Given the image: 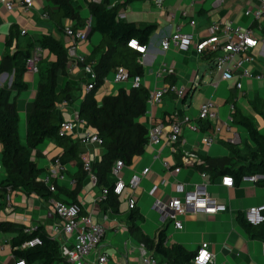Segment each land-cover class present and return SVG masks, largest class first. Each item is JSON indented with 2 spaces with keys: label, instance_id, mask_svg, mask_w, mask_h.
<instances>
[{
  "label": "crops",
  "instance_id": "obj_1",
  "mask_svg": "<svg viewBox=\"0 0 264 264\" xmlns=\"http://www.w3.org/2000/svg\"><path fill=\"white\" fill-rule=\"evenodd\" d=\"M17 1L15 0L10 9L0 4V64L5 55H11L17 49H30L31 54L37 53L38 67L46 62L55 61L56 56L48 49L42 48L39 40L50 37L66 48L68 39L62 26L74 22L71 19H60L56 13L57 5L53 0H33L32 5L25 11ZM88 1L71 0L74 9L86 21H90L86 5ZM105 1L109 7L117 8L118 21L157 25L148 39L144 56L141 54L139 59L143 67L142 85L152 92L170 85L173 80L176 88H184L186 92L179 98L173 91H169L157 105L147 102L145 113L139 118L140 122L147 129L161 123L164 125V134L159 143L146 144L140 155L132 157L129 163L122 166L120 178L124 186L121 192L116 194V207L109 206L108 201H104L105 197H102L103 202L100 200L102 184L97 182L93 184L88 174L79 179L84 159L90 160L93 166V163L98 162L105 153L102 145L80 143L81 134L94 131L79 119L74 120V130L67 134L76 143L77 154L69 155V159L64 163L60 162L59 166L55 164L56 159L64 154V150L56 145L53 139H44L32 150V161L42 169L37 179L44 181L49 177L50 183L55 187L52 195L43 199L36 193L26 195L19 190H3L0 187V221L23 225L28 232L41 229L58 241L61 254L65 257V251L72 248L73 237L63 234L54 203L76 201L83 214L90 215L95 222L104 227L105 234L98 249L108 254L110 264H141V246L161 262L159 260L161 257L155 255L152 249H148L139 240V235H143L155 243L161 231H164V245L167 247L178 245L195 254L200 247L206 246L213 254L212 264H264V237L252 238L242 223L245 210L262 202L264 187L258 181H239L233 186H225L221 183L223 176L212 177L198 169V166L205 164V158L229 156V146L236 148L241 154L255 150L248 131L239 121L240 119L250 121L257 132L264 136V80L257 82L246 80L243 90L237 92L233 86L234 82L232 85H225L221 79V72L212 67L213 57L211 60L206 59L209 52H206V55L194 52V43L188 51H180L173 46L163 51L160 46L161 39L177 29L184 33L193 31L197 40L206 37L207 26L213 21H231L233 26L256 29L258 22L244 14L246 1L165 0L161 8L154 4V0ZM167 12L174 13L173 19L168 17ZM44 13L47 14L45 18L42 16ZM193 19L196 23L194 27L189 24V20ZM259 22L260 28L263 29L264 15ZM256 34L261 36L259 31ZM101 39L98 32L88 34L86 40L78 44L79 52L83 56L94 53ZM251 52L254 57L252 70L264 77V45L258 44ZM170 61H175L173 71L157 76L161 64H168ZM78 71L79 68H76L68 70V73L74 75ZM113 71L114 68L107 74L101 87L95 91L98 102L103 95L111 94L121 87H131L128 83H114ZM12 77L13 73L0 72V89L10 86ZM22 79L26 88L19 93L14 92L12 97L17 108L19 138L22 144H26V119L37 91L39 74L25 71ZM63 80L64 78L60 77L59 83ZM80 84L84 85L83 79ZM208 100L214 103L216 114L214 118L208 120L210 127L194 132L187 123L182 124L179 141L169 142L167 139L169 121L184 119L196 121L198 109ZM78 102L79 99L72 104L56 105V112L63 118V122L74 119L73 113ZM214 126L220 127L217 133L213 131ZM206 134L214 137L210 146L202 142ZM234 135L237 136L238 143L230 141ZM164 161L169 164V168L163 166ZM175 167H179L177 173L173 172ZM145 168H148V171L142 176L143 181L132 186L133 178L140 176ZM202 173H205L204 177ZM4 178L5 171L0 169V181ZM117 180L112 173L108 174V182L114 185ZM201 182L205 183L213 197L226 205V211L212 215L203 213L180 215L178 219L182 222V229H177L171 220L163 222L153 207L155 200L167 201L177 195L176 183L193 188L194 184ZM153 187L156 188L151 193ZM130 196L136 199L133 209L137 210L138 215L142 217L141 220L130 218L131 209L128 207ZM132 225L138 228V234L133 235L130 232ZM15 235L14 230L0 229V264H15L18 260L13 257L11 247V239ZM95 258V251L88 255L89 260ZM163 263L168 262L164 261L161 264ZM32 264L41 262L36 261Z\"/></svg>",
  "mask_w": 264,
  "mask_h": 264
},
{
  "label": "trees",
  "instance_id": "obj_2",
  "mask_svg": "<svg viewBox=\"0 0 264 264\" xmlns=\"http://www.w3.org/2000/svg\"><path fill=\"white\" fill-rule=\"evenodd\" d=\"M53 1L57 5L56 13L59 14L60 19H71L74 22L73 29L84 27L86 19L74 9L71 0ZM86 5L90 13L91 25L88 34L98 32L102 39L94 53L84 56V60L78 64L79 71L76 74L68 73L67 51L60 42L50 37L39 40L40 46L54 54L56 60L38 67V87L26 119V144H22L19 138L17 108L12 95L26 88L22 75L26 71L25 61L32 52L30 49H17L13 54L2 58L0 72L13 73V77L10 86L0 89V166L5 171V178L0 181V187L3 190H19L26 195L36 193L43 199L52 195L48 185L37 179L42 169L32 161L31 153L44 139H53L56 145L64 150V154L59 156L61 163L67 161L69 155L77 154L76 143L67 134L62 136L58 134L64 120L57 114L56 105L63 101L72 104L79 99L76 106L78 118L102 140V147L105 149L101 159L93 163L92 170L96 175L97 184H102L103 188L108 189L104 201L107 200L109 206L116 207L117 195L113 193L114 185L108 182V174L111 173L116 160L120 159L127 164L132 157L143 152L147 143V128L139 118L145 113L149 91L143 85L135 88L121 87L111 94L103 95L99 102L95 97V91L101 87L111 69L117 66H124L130 75L143 74V67L139 62L141 53L128 43L135 40L137 45L146 46L157 25L118 21L117 8L109 7L105 0L100 3L88 1ZM213 55L214 53H210L206 59L211 60ZM87 65L92 66L95 78L92 81L93 88L85 92V83L89 82L84 69ZM60 77L64 78L61 83H59ZM82 79L84 85L80 84ZM173 84L174 81L171 80L170 85ZM208 122L197 120L201 130L210 127ZM239 123L248 131L255 150L241 154L239 150L229 146V156L217 159L205 158V164L198 166V169L212 177L230 175L234 183L241 181L243 175H259L258 183L264 187V136L257 132L250 121L240 119ZM81 167L82 173L79 179L87 174L83 170V163ZM130 218L142 219L136 209H131ZM242 223L252 238L264 237V222L258 226H251L243 218ZM0 229L16 232L11 239L13 257L22 258L25 264L36 261H40L41 264L58 262L72 264L62 256L58 241L39 228L28 232L23 225L0 221ZM129 230L133 235L139 232L134 225L130 226ZM34 237L40 239L39 244L20 248L22 243ZM139 240L148 249H152L155 255L161 257L160 264L164 261L169 264H189V258L194 255L178 245L165 246L164 231L159 233L155 243L143 235H139Z\"/></svg>",
  "mask_w": 264,
  "mask_h": 264
},
{
  "label": "built area",
  "instance_id": "obj_3",
  "mask_svg": "<svg viewBox=\"0 0 264 264\" xmlns=\"http://www.w3.org/2000/svg\"><path fill=\"white\" fill-rule=\"evenodd\" d=\"M33 0H18L17 3L23 10H27L32 5ZM165 0H154V4L161 8ZM194 1V0H191ZM246 6L244 8V14L258 22L256 29L233 26L231 21H213L207 26L208 35L194 41L195 33L181 32L179 29L169 33L160 41V46L163 51L167 50L171 46L177 48L180 51H188L193 45L194 52L197 54H204L206 52L214 53L212 59V67L221 72V79L224 81H233L234 88L241 90L243 87L242 80H262L264 77L259 73H255L251 64L254 60L251 49L258 44L264 45V28H260L262 16L264 15V0H245ZM15 0H0V4L6 8H12ZM89 2L100 3L101 0H89ZM168 17L173 19L174 13L167 12ZM42 16L45 18L47 14ZM189 24L194 27L196 25L195 20H189ZM90 21H86L83 28L73 29V24L69 23L64 25V34L68 39L66 45L67 51V69L72 71L78 68V64L84 60V56L78 50V44L86 40L90 31ZM261 32V36L257 35V32ZM128 45L137 46L135 40H131ZM139 52L144 56V50L146 46H137ZM37 53L31 54L25 61L26 71L37 73ZM175 61L162 63L161 68L157 71V76L171 73L174 69ZM85 71L89 82L85 83L84 91L87 92L93 88L92 81L95 78L92 66H85ZM112 81L114 83H128L131 87H138L142 85V77L140 75H130L128 70L124 66H117L113 71ZM173 91L177 97L181 98L186 90L184 88H176L174 85L164 86L157 91L149 92L147 102L149 104H159L162 101V97L165 93ZM63 104L67 102L63 101ZM214 103L210 100L206 101L198 109L197 120L208 121L216 116L214 111ZM74 119L62 122L59 135H66L74 130V120L78 121V113L75 110ZM196 121L184 119L183 121L171 120L167 124V139L169 142L176 143L180 139L182 124L187 123L190 130L194 132L200 131V127ZM164 125L156 124L147 129V143L156 144L159 143L163 137ZM220 130L219 126H214V133ZM214 137L206 134L202 138V142L205 145L210 146L213 143ZM81 144H97L102 145V140L93 133L81 134L79 139ZM233 143H238L236 135L230 139ZM191 156V155H190ZM83 170L88 174L91 182L96 184L97 178L92 170V162L84 159ZM56 166H59L60 161L56 159ZM125 163L118 159L115 161L111 168V173L118 178L113 186V193L119 194L124 186L123 181L120 178V170ZM163 166L169 168V164L164 161ZM1 169V166H0ZM148 171L145 168L141 171L140 176H135L131 181V185L135 186L141 181V177ZM179 171V167L173 169L174 173ZM202 177L205 173L201 174ZM260 179L259 175H243L241 181L257 182ZM48 185L50 191H54L55 187L50 183L49 177H46L43 181ZM222 185L233 186L234 179L230 175H225L221 179ZM156 187H153L151 193L155 191ZM175 192L177 195L171 197L167 201L156 199L153 207L159 213L161 220L173 221L174 226L177 229H182V222L178 219L180 215L185 213H203L212 215L226 211V205L218 201L207 190L205 183L194 184L193 188H187L183 183H176ZM108 193V189L102 188V197ZM136 205V199L130 196L128 199V207L133 209ZM54 209L56 215L61 222L62 232L67 236L73 237L72 248L65 251L64 255L68 262L72 264H110L108 262V254L102 252L98 247L102 243V239L105 234L104 227L95 222L90 215L83 214L78 203H66L55 202ZM244 218L251 226H258L264 222V198L258 205L248 207L244 212ZM55 229V228H54ZM57 231V229H55ZM40 239L34 237L31 240L25 241L21 244L20 248H28L39 244ZM96 252V258L93 260L88 259V255L92 252ZM141 264H159L153 254L149 253L144 246L140 247ZM189 264H212L213 254L206 248V246L200 247L197 252L192 255L188 260ZM15 264H25L23 259H18ZM124 264V263H116ZM168 264V263H163Z\"/></svg>",
  "mask_w": 264,
  "mask_h": 264
},
{
  "label": "rangeland",
  "instance_id": "obj_4",
  "mask_svg": "<svg viewBox=\"0 0 264 264\" xmlns=\"http://www.w3.org/2000/svg\"><path fill=\"white\" fill-rule=\"evenodd\" d=\"M194 40H197V39H196V36L194 37ZM112 78H113V76H112ZM262 80H264V78H263ZM252 81H253V82H257V81H259V80H252ZM223 82H224L225 85L228 86V85H232V82H233V81H223ZM245 82H246V79H243V80H242L243 87H242L241 90H236L237 92H238V91L241 92V91L243 90V88H244V86H245ZM116 84H119V83H116ZM229 109H230V108H229ZM229 124L231 125V122H230V121H229ZM143 179H144V177L141 178V181H143ZM158 216H159V215H158ZM167 222H168V221H167Z\"/></svg>",
  "mask_w": 264,
  "mask_h": 264
}]
</instances>
